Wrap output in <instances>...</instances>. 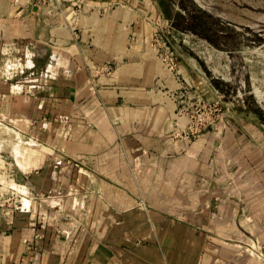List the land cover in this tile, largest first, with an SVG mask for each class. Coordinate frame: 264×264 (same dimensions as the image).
Wrapping results in <instances>:
<instances>
[{"label":"crops","instance_id":"obj_1","mask_svg":"<svg viewBox=\"0 0 264 264\" xmlns=\"http://www.w3.org/2000/svg\"><path fill=\"white\" fill-rule=\"evenodd\" d=\"M63 1L106 11L120 0ZM130 10L159 27L155 8ZM40 12L0 0V264H144L162 248L179 264H264L239 247H264L263 153L232 121L178 138L173 103L128 92L143 59L117 15L85 20L103 35L92 51Z\"/></svg>","mask_w":264,"mask_h":264},{"label":"rangeland","instance_id":"obj_2","mask_svg":"<svg viewBox=\"0 0 264 264\" xmlns=\"http://www.w3.org/2000/svg\"><path fill=\"white\" fill-rule=\"evenodd\" d=\"M98 6L47 0L40 3L39 12L45 14L44 22L52 33L60 35L66 43L77 42L84 50L87 46L92 51L101 50L103 35L97 38L93 27L88 25L93 22L85 20L94 18L93 25L97 27L106 23L110 14L117 15L126 23L128 49L132 54L137 50L143 59V64L130 68L134 73L137 67L138 72L134 76L130 72L132 78L125 81L128 92L133 93L136 86L146 89L161 101L173 103L175 109L195 108L201 103L206 106V118L211 120L207 128L232 121L236 137L245 145L252 143L264 155V0H120L106 11ZM135 6L155 8L159 27H151L130 10ZM115 8L119 11L113 12ZM151 59L152 69L145 64ZM115 68L116 65H107L104 71L112 73ZM131 93H126L125 98L133 99ZM0 124L4 126L0 132L7 130L4 120ZM174 126L176 137H190L191 141L207 129L197 135L192 134L193 128ZM247 152L257 151L248 148ZM239 247L264 263L261 241L247 240L239 243ZM127 258L128 264L140 263L134 256ZM148 258V262L141 261L179 264L184 260L181 255H166L163 248L158 257ZM205 262L215 264L216 256L190 257L191 264Z\"/></svg>","mask_w":264,"mask_h":264},{"label":"built area","instance_id":"obj_3","mask_svg":"<svg viewBox=\"0 0 264 264\" xmlns=\"http://www.w3.org/2000/svg\"><path fill=\"white\" fill-rule=\"evenodd\" d=\"M44 1H47V0H14V3L21 7L35 6L39 12L40 3ZM171 61L173 62V59H171ZM194 98H196V95ZM205 107L206 106L202 107L201 103L197 104L195 108L192 107L190 109L184 106L179 108L178 106L175 109L176 114H174V120H175L176 126L178 128H184L186 130L187 129L190 130V128H193L195 132L191 130L192 134L199 135L202 132V130L209 127L210 126L209 124L211 123V120H208L205 116V112L207 111ZM186 139L189 140L190 137H186Z\"/></svg>","mask_w":264,"mask_h":264}]
</instances>
